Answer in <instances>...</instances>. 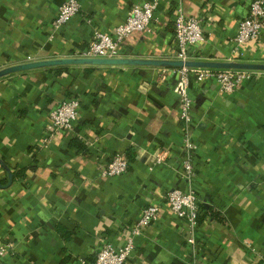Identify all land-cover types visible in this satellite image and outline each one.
Instances as JSON below:
<instances>
[{
  "label": "crops",
  "instance_id": "obj_1",
  "mask_svg": "<svg viewBox=\"0 0 264 264\" xmlns=\"http://www.w3.org/2000/svg\"><path fill=\"white\" fill-rule=\"evenodd\" d=\"M63 0H0V68L27 60L78 56L95 30L111 33L130 8L149 0H79L80 10L53 27ZM251 0H156L149 29L130 34L119 56L174 58V17L200 18L203 38L190 58L264 62L260 37L233 50ZM173 67L61 64L0 76V264H79L104 243L121 246L148 203L156 221L133 235L124 264H264V70L231 91L213 77L191 79L190 120L179 118ZM77 97L71 128H48L51 111ZM193 144L194 175L183 169ZM73 138L83 148L71 144ZM165 151L164 160L152 164ZM116 153L119 175L101 168ZM21 170L20 175L8 171ZM178 187L200 204L194 243L166 200ZM211 208L219 218L211 216Z\"/></svg>",
  "mask_w": 264,
  "mask_h": 264
},
{
  "label": "built area",
  "instance_id": "obj_2",
  "mask_svg": "<svg viewBox=\"0 0 264 264\" xmlns=\"http://www.w3.org/2000/svg\"><path fill=\"white\" fill-rule=\"evenodd\" d=\"M156 7V0H149L139 4H134L125 20L117 24L113 32H103L95 30L86 48L78 56L96 57H116L120 55L122 42L136 32H143L149 29L153 12ZM80 10L79 0H63L59 6L53 20V27L66 23L72 16ZM264 22V0H251L248 13L243 16L233 37V50L239 52L240 47L250 41L260 37ZM174 36L176 42V52L174 58H190L189 49L196 42L203 38L200 18L193 15H186L178 11L174 17ZM177 72V78L173 86V91L179 97V118L184 125L190 120L192 109V97L188 91V85L193 78L196 81L213 77L220 88L231 91L238 87L244 80L251 77L255 69L248 68H214L201 66L173 67ZM80 101L77 97H70L58 103L51 111L48 128L53 131H60L71 128L78 116ZM193 144L188 137H185L183 159V169L186 176L194 175V168L191 162V150ZM166 155L165 151H160L153 158L152 164L161 163ZM128 159L121 153H116L101 168V174L106 176L119 175L128 169ZM167 203L172 211L179 217L184 218L187 225L188 235L186 240L189 244L194 243V230L198 224L200 214V204L197 195L193 190H183L174 187L167 192ZM161 206L156 203H148L143 206L140 216L135 222L131 235L121 246H114L107 242L100 246L92 260L81 259L79 264H124L131 256L133 250V235L139 233L143 227L148 226L157 220ZM12 249V243L0 244V258Z\"/></svg>",
  "mask_w": 264,
  "mask_h": 264
},
{
  "label": "water",
  "instance_id": "obj_3",
  "mask_svg": "<svg viewBox=\"0 0 264 264\" xmlns=\"http://www.w3.org/2000/svg\"><path fill=\"white\" fill-rule=\"evenodd\" d=\"M61 64H130V65H155L165 67H182V66H201L214 68H248L255 70H264V62L244 61L237 59L228 60H209L195 58H145V57H96V56H61L35 60H27L18 63H12L0 68V76L11 72L31 69L36 67L54 66ZM12 181V172L8 171V181L6 185ZM2 185V184H0Z\"/></svg>",
  "mask_w": 264,
  "mask_h": 264
},
{
  "label": "trees",
  "instance_id": "obj_4",
  "mask_svg": "<svg viewBox=\"0 0 264 264\" xmlns=\"http://www.w3.org/2000/svg\"><path fill=\"white\" fill-rule=\"evenodd\" d=\"M71 144H74L76 147H78V148H83V143L79 140V139H77V138H73L72 140H71V142H70ZM4 160L2 159V158H0V162H2L3 164H4V162H3ZM5 165V164H4ZM23 172L21 171V170H17L16 172H13L12 174L13 175H20V174H22ZM201 207V206H200ZM208 213H210V215L211 216H215V217H217V218H219V215L217 214V212H215L214 210H212L211 208H209L208 209V211H207ZM199 219H200V214L198 215V221H199Z\"/></svg>",
  "mask_w": 264,
  "mask_h": 264
}]
</instances>
